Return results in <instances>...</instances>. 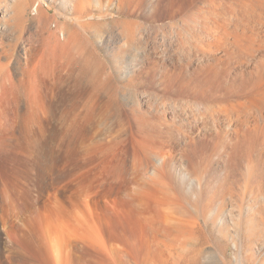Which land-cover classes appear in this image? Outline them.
Instances as JSON below:
<instances>
[{
	"label": "rangeland",
	"instance_id": "rangeland-1",
	"mask_svg": "<svg viewBox=\"0 0 264 264\" xmlns=\"http://www.w3.org/2000/svg\"><path fill=\"white\" fill-rule=\"evenodd\" d=\"M39 1L50 16V28L55 30L56 24L68 22L69 27L66 29V25L62 29L72 34L73 68L76 69L77 63L92 55L95 62L91 85L94 87L82 90L79 104L72 102L67 105L63 124L65 130L68 129V135L64 138L62 155L67 158L66 169L77 165V176L87 180V195L95 202V206L90 208L97 217L94 226H100L98 230L108 245L122 246L110 241L109 228L139 232L141 236V223L120 209L121 201L126 198L144 196L181 200L187 195L189 179L194 175L200 178L202 195L207 192L218 194L227 183H234L235 180L243 184L240 174L245 171L246 164L232 151L234 136L229 135L230 142L229 139L218 142L214 124L210 121L205 128L207 131H201V122L193 116L199 102L219 103L233 111L241 110L248 117L264 105V78L258 83L254 77L258 70L264 69V47L255 53L257 44L254 50L252 48L244 53L236 50V44L244 47L246 37L260 36L264 39V0ZM62 5L64 8L60 9ZM2 15L0 11V28L5 25V30L0 29L4 33L0 34V53L17 42L16 50L19 51L21 40L15 37L18 36L17 27L9 26ZM75 18H79L81 23ZM224 38L226 41L221 45ZM0 56V64L5 63L7 59ZM55 71L54 67H38L26 73L29 96L38 100V107L42 106L47 93L55 91ZM255 169L256 177L262 176L264 183V166L257 165ZM152 179L158 180L159 184L151 183L149 180ZM156 184L159 186L155 187ZM73 199L66 200L64 210L70 211ZM51 200L49 209L52 212L49 215L52 224L49 229L53 230L56 228L57 211ZM182 205L185 206V203L182 202ZM186 209L185 214L174 209L167 214V219L173 223L182 221L188 227L199 228L194 229L196 233H192L194 237L191 235L186 245L175 243L177 256L201 243L204 264H264V247L261 245L264 243V220L261 219L264 218V209L259 208L263 217L257 213L244 216L242 224H246L245 231L249 236L242 234L243 246L239 241L235 246L231 239L224 236V226L229 225V220L218 227L208 216L205 218ZM38 211L43 215L45 209ZM88 227H92L91 224ZM75 243L64 242L61 247L66 264L78 258L91 259L88 258L90 252L85 257L77 252V248H84V244L79 246ZM251 244L255 252L252 261L257 258L253 262L246 257ZM3 251L0 244V256ZM160 258L156 259L157 263H162ZM186 260L183 263H189V259Z\"/></svg>",
	"mask_w": 264,
	"mask_h": 264
},
{
	"label": "bare ground",
	"instance_id": "bare-ground-1",
	"mask_svg": "<svg viewBox=\"0 0 264 264\" xmlns=\"http://www.w3.org/2000/svg\"><path fill=\"white\" fill-rule=\"evenodd\" d=\"M31 1L0 0V11L3 12L2 19H5L9 26L14 25L17 27L16 33L18 36L15 37H19L21 40L19 51L16 50L17 42L0 53L7 59L5 63L0 64V244L4 249L2 256H0V264H66L61 251L64 242L70 244L76 242L75 244L79 246L84 244L82 246L85 249L78 247L77 252L83 257L88 252L91 254V256L87 255L91 259L81 260L78 258L71 264H185L187 258L189 259L187 264H204L203 259L201 260L204 255V251L200 246L201 243L194 244L195 246L192 247V250L190 249L191 251H184L178 256L174 252L175 243L179 242L180 245H186L192 233H196L194 229L198 228L188 227L182 221L173 223L170 219H167L169 210H182V214H185L186 207L197 215L205 218L208 216L218 227H222L221 225L229 220V225L224 226V236L231 239L235 246L239 244L237 241L243 246L244 241L241 238L249 236L245 231L246 224L245 226L242 224V220L245 221L244 216L255 215V213L262 216V210L260 211L259 208L264 209V183L262 176L256 177L257 170L255 169L257 165L264 166V115H262L264 105L257 108L251 117H248V114L241 112V110L233 111L234 109H228L219 105V103L199 102L196 111L193 109L196 114L193 117H198V121L201 122L202 126L199 128L201 131L206 130L205 128L208 127L211 121L214 124L218 142L223 139L228 140L230 134L234 136L231 140L232 151L235 155H238L239 160L242 159L246 164L245 171L240 174V180L243 184L239 180H235L234 183H227L225 188L218 194L207 192L202 195L200 178L194 175L193 178L188 177L190 178L188 193L184 198L181 197V200H175V198L163 199L162 197V199H150L143 198L144 196L131 198V193V197L121 201L120 209L133 220L141 223V236L138 235L139 232L118 231V228L113 226V229L109 228L108 230L110 241L121 243L122 246L108 245L101 236V231L98 230L100 226L98 228L94 226L97 217L92 212L93 209L90 208L95 206V202L87 195V180L85 181V178L80 179V176H77L79 170L77 165L66 169L67 158L62 155L64 138H66L65 135H68V129L65 130L63 124L64 114L68 104L72 102L80 103V94L84 88L88 90L89 87H92V81H94L93 64L95 63L92 59L93 55L92 53V56L88 54L89 57H84L85 59L77 63L78 66L74 69L72 34L65 33L62 29L68 22L63 25L56 24L55 30H53L49 26L50 16L42 8L40 1L33 0L35 2L32 1V5ZM59 2L65 3V0H59ZM63 8L62 5L60 9ZM75 19L76 22L81 23L79 18ZM68 27L67 25L65 28ZM0 29L5 30V25L1 26ZM229 33H231V29ZM0 34L4 33L0 32ZM225 39L220 43L221 45L225 43ZM244 42L246 43L245 45L242 44L243 48L236 44V50L244 53L252 48L254 50V45L257 44L255 53L264 47V39L260 36L246 37ZM203 55L205 54L203 53ZM38 67H54L57 69L55 71V91L46 94L41 107H38L37 99L30 98V91L26 87L27 80L25 78L30 69L35 70ZM263 76L264 69L258 70L254 76L255 82H261ZM200 130L199 132H201ZM167 149L169 150V148ZM190 160L192 161V159ZM190 170L188 171L191 172ZM149 181H152L151 183L153 181L154 183L158 182L159 184L158 180L152 179ZM157 186L159 185L156 184L155 187ZM163 188L165 187L163 186ZM153 194L155 193L153 192ZM172 194H174L173 191ZM50 199L53 200L54 209L57 211L56 222H54L56 228L54 227L53 230L49 229L52 224L49 215V212H52L49 209ZM67 199L75 201V203H73L74 201L70 203V211L64 210V203L67 202ZM182 202L185 203V206L182 205ZM244 202L248 204H244ZM41 208L42 210L45 209L43 215L38 211ZM261 219L264 220V218ZM88 224H91L92 227H88ZM261 245L264 247V243ZM258 249L260 250V248ZM247 253L249 254H246V257L252 261V257L254 258L255 255L253 244L248 246ZM158 257H161L160 260L163 259L162 263L156 262ZM256 259H253V261Z\"/></svg>",
	"mask_w": 264,
	"mask_h": 264
}]
</instances>
